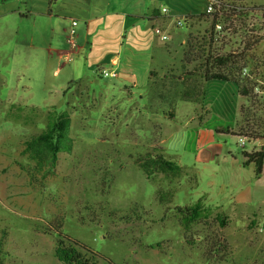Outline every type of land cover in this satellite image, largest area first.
Wrapping results in <instances>:
<instances>
[{"label":"rangeland","instance_id":"rangeland-1","mask_svg":"<svg viewBox=\"0 0 264 264\" xmlns=\"http://www.w3.org/2000/svg\"><path fill=\"white\" fill-rule=\"evenodd\" d=\"M45 2L0 0V264H62L56 249L64 238L85 244L101 264H264V173L243 163L240 201L231 195L230 170H217L227 149L239 156L252 149L219 132L240 123L239 109L188 123L201 127L196 156L174 150L178 170L159 164L171 125L185 129L187 116L201 115L188 102L202 97L207 57L231 55L234 62H213L211 71L241 76L257 94L243 129L264 119V0H213L221 28L215 14L174 17L156 55L179 64L143 98L103 76L107 67L95 73L79 58L59 56L57 49L69 48L62 40L69 24L24 11ZM62 112L71 117L73 151L60 153L50 171L46 161L40 167L45 153L24 150L47 130L50 114ZM197 202L199 218L183 221L187 213L177 208Z\"/></svg>","mask_w":264,"mask_h":264},{"label":"crops","instance_id":"crops-1","mask_svg":"<svg viewBox=\"0 0 264 264\" xmlns=\"http://www.w3.org/2000/svg\"><path fill=\"white\" fill-rule=\"evenodd\" d=\"M54 2L52 6L50 0H46L42 8L38 7L30 11L24 9V11L37 16H49L51 20H54L56 16L63 22H67L69 26L73 19L79 21V31L76 37L77 48L73 49L69 45L65 34L62 39L63 46L67 44L69 48L57 49L59 56H65L72 63L79 58L81 68L84 64L87 70L95 73L100 67L116 71L118 76L113 79L120 83V87L130 86L132 91H139L143 98L144 95L150 93L151 88L154 87L152 85L156 84L159 76L161 78L168 70L171 72L173 67L179 64L156 55L157 47L162 46L161 43L166 40H162L154 33V27H161L169 34L168 29L172 27L174 17L194 15L198 18L200 14H205L209 0L204 2L202 8L186 3L185 0L183 2L177 0H55ZM163 8H167L168 13H163ZM64 31L66 33L67 28H64ZM57 36V33L53 34V38ZM180 63L183 65L182 61ZM188 104L200 105L201 115L192 113L189 117L187 116L185 129L183 125H171L176 128L173 141L167 146L166 140H162L165 146V157L171 161L177 157L172 154L174 150L190 152L196 156L195 142L201 135V127L190 126L197 118L202 123L204 115L215 116V113L219 111L239 109L240 123L237 126H226L221 130L231 129L236 132L242 121L241 108L248 104V98L240 94L235 81L204 79V95L199 100L189 101ZM174 139L181 143L180 148L173 146ZM246 141L247 139L245 143ZM250 142L253 146L248 151L260 149L262 144L260 140ZM221 157L217 170H220L221 166L230 170L229 176L233 180L232 198L246 201V188L242 187L245 159L237 155L236 151L235 153L229 152L228 149ZM200 160L206 164L209 156Z\"/></svg>","mask_w":264,"mask_h":264},{"label":"trees","instance_id":"trees-1","mask_svg":"<svg viewBox=\"0 0 264 264\" xmlns=\"http://www.w3.org/2000/svg\"><path fill=\"white\" fill-rule=\"evenodd\" d=\"M55 0H50V4H53ZM219 16V11L215 13V22L213 23L215 27L216 18ZM213 27V28H214ZM231 55L228 57H216L213 62L216 63L219 67H225L228 63L234 62L235 60L230 59ZM213 62L210 58L204 60L200 63L201 66H205L204 69V79H223V80H232L238 84L239 92L241 95L248 98V102L256 101V95L254 94V89H252L243 77H231L226 73L221 71L212 72L210 65H213ZM232 69H230L231 71ZM232 74V73H231ZM204 95V89L203 93ZM247 105H243L241 108L242 121L241 125L236 132L231 129L226 131H219L221 133H232L238 137H243L249 141L251 140H264V119L260 120V123L251 127L249 130L245 131L242 127L243 121L245 119ZM49 124L46 131L33 136L31 139L26 141V148L24 152H32L39 154L40 152L45 153L46 156L41 158L40 167L42 168L43 161L48 163L47 170L54 171L57 167L59 154L62 152L71 153L73 151V139L71 137V117L68 112H62L61 114L56 115L55 113L50 114ZM35 159L34 156H31ZM244 165L254 163L256 166V175L260 177L264 173V142L261 144L259 150L253 151H244ZM157 162V161H156ZM159 162V161H158ZM159 164L170 170H178L180 168L174 161L160 159ZM203 206L200 202H197L193 206L178 207L177 210L180 213L186 214L182 218L183 221L188 218V221H195L199 218ZM186 212V213H185ZM219 222L221 224L225 223L224 215L219 213L217 215ZM56 255L62 264H101L99 261V256L97 253L88 249V247L81 243L78 240H69L66 238L60 239L58 241V246L56 249Z\"/></svg>","mask_w":264,"mask_h":264},{"label":"built area","instance_id":"built-area-1","mask_svg":"<svg viewBox=\"0 0 264 264\" xmlns=\"http://www.w3.org/2000/svg\"><path fill=\"white\" fill-rule=\"evenodd\" d=\"M162 12L163 13H168V9L167 8H163ZM205 13L208 14V15H211V16H214V14L216 13V6H215V3L213 2V0H209V3L207 5ZM178 23L180 25H182L181 21H178ZM78 26H79V21L77 19H73L71 21V26L69 28V34L67 35V40H68V42L70 43V45H71V47L73 49L77 48L76 37H77L78 31H79L78 30ZM216 27L221 28V26L219 24H216ZM154 33L156 35H158L162 40L169 39V35L165 31H163V29L161 27L154 28ZM101 68L102 67H100L99 70ZM101 73L105 77H117L118 76V73L116 71L105 69V68L101 69ZM245 140L246 139L243 138V137L240 138V144L242 146H244Z\"/></svg>","mask_w":264,"mask_h":264},{"label":"water","instance_id":"water-1","mask_svg":"<svg viewBox=\"0 0 264 264\" xmlns=\"http://www.w3.org/2000/svg\"><path fill=\"white\" fill-rule=\"evenodd\" d=\"M261 141V143H263L264 142V140L262 139V140H260Z\"/></svg>","mask_w":264,"mask_h":264}]
</instances>
